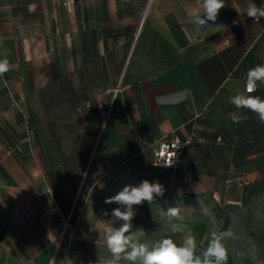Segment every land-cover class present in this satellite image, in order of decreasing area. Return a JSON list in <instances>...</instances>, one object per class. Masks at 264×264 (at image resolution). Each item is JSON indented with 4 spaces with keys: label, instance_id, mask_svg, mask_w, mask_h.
Here are the masks:
<instances>
[{
    "label": "crops",
    "instance_id": "1",
    "mask_svg": "<svg viewBox=\"0 0 264 264\" xmlns=\"http://www.w3.org/2000/svg\"><path fill=\"white\" fill-rule=\"evenodd\" d=\"M248 2L225 0L201 29L200 0H0V264H107L105 235L122 222L105 200L145 179L240 204L227 157L264 153V124L229 102L264 64V17H247ZM251 95L264 99V84ZM174 134L193 137L181 155L192 180L152 165ZM73 203L83 211L68 240ZM146 204L132 221L139 242L158 228V240L195 236L197 255L208 246L204 225L162 230Z\"/></svg>",
    "mask_w": 264,
    "mask_h": 264
},
{
    "label": "clouds",
    "instance_id": "2",
    "mask_svg": "<svg viewBox=\"0 0 264 264\" xmlns=\"http://www.w3.org/2000/svg\"><path fill=\"white\" fill-rule=\"evenodd\" d=\"M224 7L225 0H200L202 15H196L194 23L201 29H206L209 21L216 23L218 14ZM245 13L254 23H259L264 17V3L257 6L253 0H249ZM216 27L225 26L219 24ZM6 71L8 61L0 60V74ZM258 82L264 84V64L249 69L244 92H237L229 98V102L236 109H246L255 113L259 122L264 124V99L251 95L256 91ZM244 119L246 117L243 115L233 116L234 122H242ZM172 163L165 160V166H172ZM164 193L165 188L158 181L152 183L145 179L138 185L124 186L118 193L105 200V203L119 205L112 210L111 216L114 222H122L119 227H110L105 235L106 247L111 254L107 264H119L121 259L130 264H225L228 253L223 240L233 235L231 231L219 233L213 231L208 246L199 255L197 241L193 235H187L180 244L171 238H162L151 243L139 242V236L144 234L143 231L141 230L139 236L131 231L137 206L143 205L144 202L151 205L156 197H163ZM160 215L168 220L181 218L180 209L174 206L168 207L167 210L161 209ZM179 230L178 226L173 225V232Z\"/></svg>",
    "mask_w": 264,
    "mask_h": 264
},
{
    "label": "rangeland",
    "instance_id": "3",
    "mask_svg": "<svg viewBox=\"0 0 264 264\" xmlns=\"http://www.w3.org/2000/svg\"><path fill=\"white\" fill-rule=\"evenodd\" d=\"M227 160L233 165L229 174L237 176L241 182L240 186L231 188L232 195L242 189L243 200L240 204L215 200L208 193L194 196L176 194L172 187L162 184V180L164 196L157 197V205L146 204L147 211L157 208V227L161 226L162 230L172 229L173 225H204L207 243L213 231H231L233 235L225 238L223 243L233 251L235 264H264V153L256 156H231ZM157 180H161L159 175ZM170 206L180 209L181 218L168 220L160 215L161 209L167 210ZM82 211L75 205L69 220L70 226L74 227L78 223V215ZM69 225L67 230L70 229ZM160 232L157 228V240Z\"/></svg>",
    "mask_w": 264,
    "mask_h": 264
},
{
    "label": "built area",
    "instance_id": "4",
    "mask_svg": "<svg viewBox=\"0 0 264 264\" xmlns=\"http://www.w3.org/2000/svg\"><path fill=\"white\" fill-rule=\"evenodd\" d=\"M192 136L186 138H180L178 135L174 134L173 136L164 135L159 140L155 153L152 165L163 169V170H172L175 171L179 168L183 170V177L187 180L193 179V173L189 167L188 163L181 164V155L184 150L190 145L192 141ZM165 160L172 161V166H165ZM76 204L73 203L72 208L74 209ZM78 208L83 210L82 205ZM71 218V213L67 216H64L62 219V232L65 234L68 240H71L74 236V227L69 225V220ZM70 226V229L67 230V226Z\"/></svg>",
    "mask_w": 264,
    "mask_h": 264
},
{
    "label": "trees",
    "instance_id": "5",
    "mask_svg": "<svg viewBox=\"0 0 264 264\" xmlns=\"http://www.w3.org/2000/svg\"><path fill=\"white\" fill-rule=\"evenodd\" d=\"M235 164L237 165V161L235 162ZM232 167H233V165L231 164V168H232ZM231 168H230V170H231ZM230 172H231V171H230ZM226 175H227V177L229 176L230 179L235 180V177H232V176L229 174V172H227ZM230 176H231L232 178H231ZM236 177H237V176H236ZM227 180H228V178H227ZM227 180H226V181H227ZM233 182H234V181H233ZM239 185H241V182L239 183Z\"/></svg>",
    "mask_w": 264,
    "mask_h": 264
}]
</instances>
